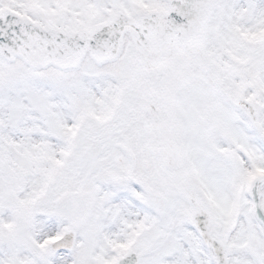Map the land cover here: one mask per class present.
<instances>
[{
	"label": "snow or ice",
	"instance_id": "6c2138e0",
	"mask_svg": "<svg viewBox=\"0 0 264 264\" xmlns=\"http://www.w3.org/2000/svg\"><path fill=\"white\" fill-rule=\"evenodd\" d=\"M0 264H264V0H0Z\"/></svg>",
	"mask_w": 264,
	"mask_h": 264
}]
</instances>
